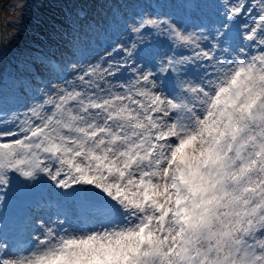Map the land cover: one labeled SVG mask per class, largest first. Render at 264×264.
<instances>
[{
	"label": "snow or ice",
	"instance_id": "obj_1",
	"mask_svg": "<svg viewBox=\"0 0 264 264\" xmlns=\"http://www.w3.org/2000/svg\"><path fill=\"white\" fill-rule=\"evenodd\" d=\"M53 71L0 101V264H264V0H146Z\"/></svg>",
	"mask_w": 264,
	"mask_h": 264
},
{
	"label": "rangeland",
	"instance_id": "obj_2",
	"mask_svg": "<svg viewBox=\"0 0 264 264\" xmlns=\"http://www.w3.org/2000/svg\"><path fill=\"white\" fill-rule=\"evenodd\" d=\"M89 1L94 0H0V76L3 75L5 80L4 85L0 86V92L6 89L7 82L8 87L16 78H20L25 72H28L27 74H31L36 90L26 92L24 96L27 99L31 95L29 98L33 100L38 95V89L43 87L44 82L51 81L49 78L57 75L54 71H43L38 64L46 65L49 59L59 60L62 67L71 63L72 57L76 55V53H72L74 49L70 51L69 44H67L74 35L73 29H75L71 24V19L83 11L86 4L89 6ZM111 1L115 2L116 0ZM127 1L129 5L125 11L121 5L117 4L115 9L119 10V14L113 17V11H109L112 15L108 16L110 19L104 23L103 17L100 18L102 23L97 25L100 27L102 36L100 39L96 38L95 48L91 47L93 42L88 47L86 45L85 49L91 47L93 51L97 49L103 55L117 41L114 37L123 38L125 20H130L135 13L140 11L145 3L143 1L146 0ZM72 6H76V9L72 10ZM169 10L174 12L178 20L184 15L178 8ZM61 16H63V20L58 21ZM86 21L89 24H95V21L91 22L88 19ZM104 35H106L105 38ZM109 39L110 43L104 48V44ZM42 52L50 55L45 61L40 58ZM38 75H41L42 83L36 80ZM17 94L19 95V93ZM32 100L25 104H17L19 101L17 100L13 106L4 107L8 110L21 111V108L31 104ZM20 213L21 210L17 213L18 217Z\"/></svg>",
	"mask_w": 264,
	"mask_h": 264
},
{
	"label": "bare ground",
	"instance_id": "obj_3",
	"mask_svg": "<svg viewBox=\"0 0 264 264\" xmlns=\"http://www.w3.org/2000/svg\"><path fill=\"white\" fill-rule=\"evenodd\" d=\"M109 1V3H108ZM118 1H120V3H118ZM124 1H126V3H124ZM100 2V4H99ZM140 2V1H138ZM146 2V1H143ZM89 6L86 4L84 6V10L81 11L79 14L75 15L74 18L71 19V24L74 25L73 31H74V35L71 37L70 41H68L67 44H69V50H73L74 51L72 53H76V55L74 57H72V61L71 63H76L79 62L81 64H87V63H94L96 61V59L101 56L102 54L99 53V50L95 49V51H93V49H91V47H96L95 46V40L98 37V39L101 38L102 34L100 32V27H98L97 24H101L102 20H100V18L103 17L104 22L108 21L110 18V16L112 14H110L111 10L113 11L114 16H116L117 14H119V10L115 9V6L117 4L122 6L123 11H125L127 8V6L129 5L127 0H116L115 2L111 1V0H94V1H89ZM95 4V5H94ZM126 8V9H125ZM76 6H72V10H75ZM110 11V12H109ZM109 16V17H108ZM89 20L91 22L95 21V24L93 23H88ZM100 20V21H99ZM76 22V23H75ZM87 22V23H86ZM106 37V35H104V38ZM115 40H120V37H114ZM94 42L93 45H91V47L89 49H85L87 48L90 44H92ZM110 43V39L106 41V43L104 44V48H106V46ZM87 45V47H85ZM92 50V51H91ZM166 50V48H165ZM50 55L45 54L44 52L40 53V58L45 60L47 58H49ZM65 57V55H64ZM37 65V64H35ZM40 68L45 71L47 70L48 72H52L53 69L47 65H39ZM6 70V69H4ZM27 70V69H26ZM25 70V71H26ZM28 72H25L22 77L20 78H16V80H14L12 83L9 84V86L7 87L8 82L6 83V89H3L0 92V101H2L3 106L5 107H9V106H13V104H15L17 102V100H19L17 102V104H25L27 102H29L30 100H32V98H29L31 95H29V97L27 99H25V94L28 91H33L36 90V86L31 78V74H27ZM55 73V72H54ZM15 78V77H14ZM13 78V79H14ZM67 79H71V75H67L66 76ZM51 79L52 83H61L62 81L59 79L58 75H54L53 78H49ZM59 81V82H58ZM5 83V80L3 78V75L0 76V86H3ZM34 92V91H33ZM19 93V95L17 94ZM25 100H27L25 102ZM5 102V103H4ZM26 105H24L21 108V111H24ZM23 209H26L28 211V214H32V209L28 206L25 205H15L13 206V208L11 209L10 212V228L16 232H18L19 228H17L19 226V224L21 223L22 225L26 226L25 231L22 230L19 232V234L16 237H19L20 240H23L24 237L27 235L28 231L30 230L29 227V220H26L23 217ZM21 210L20 216H17L18 211ZM11 230V231H12Z\"/></svg>",
	"mask_w": 264,
	"mask_h": 264
},
{
	"label": "trees",
	"instance_id": "obj_4",
	"mask_svg": "<svg viewBox=\"0 0 264 264\" xmlns=\"http://www.w3.org/2000/svg\"><path fill=\"white\" fill-rule=\"evenodd\" d=\"M63 20V16H61V18L58 21H62ZM62 23V22H61ZM63 24V23H62Z\"/></svg>",
	"mask_w": 264,
	"mask_h": 264
}]
</instances>
